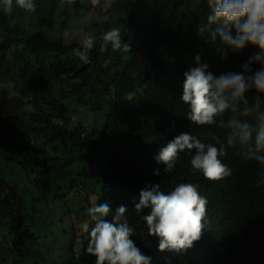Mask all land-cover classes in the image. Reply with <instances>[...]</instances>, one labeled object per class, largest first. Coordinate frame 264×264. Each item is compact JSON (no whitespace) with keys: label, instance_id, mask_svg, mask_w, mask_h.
Returning a JSON list of instances; mask_svg holds the SVG:
<instances>
[{"label":"trees","instance_id":"1","mask_svg":"<svg viewBox=\"0 0 264 264\" xmlns=\"http://www.w3.org/2000/svg\"><path fill=\"white\" fill-rule=\"evenodd\" d=\"M86 1L0 0V264H264V0Z\"/></svg>","mask_w":264,"mask_h":264},{"label":"rangeland","instance_id":"2","mask_svg":"<svg viewBox=\"0 0 264 264\" xmlns=\"http://www.w3.org/2000/svg\"><path fill=\"white\" fill-rule=\"evenodd\" d=\"M185 1H187V0H183V3H185ZM188 2H191V5H189L190 8H193V7L196 6V0H189ZM72 3H75V6H77V8L73 7V12L71 13L72 17H77V16H80L84 12V10L86 8L85 5L88 4V1H86V0H72ZM181 3H182V1H181ZM181 7H183V6H181ZM183 10H184L183 13L185 15L187 14L186 12L189 11L188 8H184ZM176 13L177 14H179V13L181 14V12H178V11ZM52 17H53V20L56 23V22H59L60 20H62L64 18V15L63 14L61 15L60 13H53ZM72 23H74L73 19H70V22H69V27L70 28L74 27V25ZM79 30L81 31L82 27H80ZM63 36H64V38H67L68 37V33L65 32ZM159 60L165 65V67H166L165 69H168L170 67V64L172 63V61L169 60V57H168V54H167L166 51L159 53ZM0 87L4 88V90L2 89V91H1L2 94L6 93L7 91L8 92H13V88L11 87V84L8 83V82L1 81L0 82ZM13 94H14V92H13ZM84 113H85V111L82 112L83 116H84ZM85 117H86V114H85ZM15 264H18V263H15Z\"/></svg>","mask_w":264,"mask_h":264},{"label":"clouds","instance_id":"3","mask_svg":"<svg viewBox=\"0 0 264 264\" xmlns=\"http://www.w3.org/2000/svg\"><path fill=\"white\" fill-rule=\"evenodd\" d=\"M261 74H264V73L262 72ZM255 80H253V81L255 82ZM232 102L233 103H236V104H238L240 106H242L236 100H232ZM230 112H231L230 114H232V115H235V116H238V117H241V118L244 117L243 114L241 112H239L238 110H233V111H230ZM240 122L242 123V127L240 128V129H242V133L237 136V138H236V140L234 142H231L230 147H234L236 145H241V146H243V149H242L241 152H246V150L248 148V145H249V143L251 141L249 139V136H248L249 126L246 125L244 123V121H240ZM220 149L222 150V152H224V148H223V145L222 144H220ZM209 222H210L209 220L204 219V218L201 217V218H197V223L196 224H199V229H201L203 226L209 225ZM218 258L219 257H217L215 255L208 254L207 257H202V258L201 257H198V259L196 261V264H221L217 260ZM259 262H261V261H259ZM222 264H225V262H223ZM226 264H228V263H226ZM244 264H247V263H244Z\"/></svg>","mask_w":264,"mask_h":264}]
</instances>
